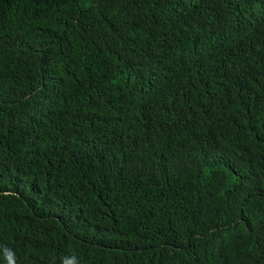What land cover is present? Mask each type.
I'll return each mask as SVG.
<instances>
[{
  "label": "trees",
  "instance_id": "obj_1",
  "mask_svg": "<svg viewBox=\"0 0 264 264\" xmlns=\"http://www.w3.org/2000/svg\"><path fill=\"white\" fill-rule=\"evenodd\" d=\"M264 264V0H0V264Z\"/></svg>",
  "mask_w": 264,
  "mask_h": 264
},
{
  "label": "clouds",
  "instance_id": "obj_2",
  "mask_svg": "<svg viewBox=\"0 0 264 264\" xmlns=\"http://www.w3.org/2000/svg\"><path fill=\"white\" fill-rule=\"evenodd\" d=\"M4 252V256H5V259L7 260L8 264H15V261L13 259L14 257V253L10 250V249H7L5 248L3 250ZM64 264H79V261L77 260V258L75 256H72V257H65L64 258Z\"/></svg>",
  "mask_w": 264,
  "mask_h": 264
}]
</instances>
